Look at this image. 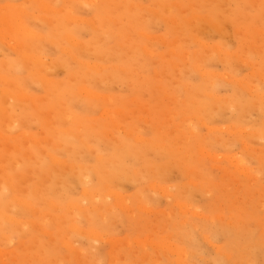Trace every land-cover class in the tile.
Returning a JSON list of instances; mask_svg holds the SVG:
<instances>
[{
  "label": "rangeland",
  "instance_id": "rangeland-1",
  "mask_svg": "<svg viewBox=\"0 0 264 264\" xmlns=\"http://www.w3.org/2000/svg\"><path fill=\"white\" fill-rule=\"evenodd\" d=\"M0 22V264H264V0Z\"/></svg>",
  "mask_w": 264,
  "mask_h": 264
},
{
  "label": "bare ground",
  "instance_id": "bare-ground-1",
  "mask_svg": "<svg viewBox=\"0 0 264 264\" xmlns=\"http://www.w3.org/2000/svg\"><path fill=\"white\" fill-rule=\"evenodd\" d=\"M43 4V3H42ZM49 6V5H48ZM47 5H46V8L48 7ZM126 6V5H125ZM121 7V6H120ZM45 8V7H44ZM53 8V7H52ZM48 9H49V7H48ZM48 9H47V11H48ZM93 9V8H92ZM62 11V10H61ZM18 12V11H17ZM53 12V11H52ZM7 13V12H6ZM19 13V12H18ZM20 13H23L22 11L20 12ZM25 13V12H24ZM17 16V17H16ZM16 16H14V17H16V18H10V17H8V16H5V18L4 19H2V22L3 21H5V24L7 25V28L9 29V32H11L10 30H12L13 32H14V29H13V26H12V29H11V25L13 24L14 26H19L20 25V32H22V34H21V36L23 35V40L20 42V44H18V45H16V47H15V45H13L12 47L13 48H16L15 50L16 51H18L19 49H22L23 51H25V52H28L27 50V48H28V40H27V38H31L33 35L31 34L32 33V31H29L26 27H24L23 25H21V22H22V20H19V17H20V15H16ZM69 17V16H68ZM136 17V16H135ZM18 21H20V24L18 25ZM2 22H0V23H2ZM3 24V23H2ZM2 24H1V27H2ZM96 24V23H95ZM23 26V27H22ZM56 26V25H55ZM22 27V28H21ZM18 28V27H17ZM17 28H16V30H17ZM0 30H1V28H0ZM31 32V33H29V32ZM13 32H11V33H13ZM0 34H4V37L2 38V39H4L5 38V32H3V33H1V31H0ZM14 34V33H13ZM35 35V37H36V34H34ZM39 36V35H38ZM42 36V35H41ZM43 37V36H42ZM41 37V38H42ZM45 38V37H44ZM1 39V38H0ZM68 39L70 40V38L68 37ZM73 41H74V39H72ZM72 40H71V42H72ZM2 41V40H1ZM11 41H13V38L11 39ZM15 42V41H14ZM77 44V43H76ZM81 44V43H80ZM11 45V44H10ZM84 45V44H83ZM63 50H65V49H63ZM68 50V49H67ZM66 51V50H65ZM69 52V51H68ZM18 53V52H17ZM26 56V55H25ZM45 59V58H44ZM34 60H35V58H34ZM43 60V59H42ZM7 101V100H6ZM3 111V110H2ZM5 115V114H4ZM50 117V116H49ZM7 119H9L8 117H7ZM6 121V120H5ZM4 121V122H5ZM11 122V121H10ZM12 126V125H11ZM121 128V127H120ZM177 129V128H176ZM131 134V133H130ZM129 136V135H128ZM139 139V138H138ZM137 139V140H138ZM139 141V140H138ZM9 145V144H8ZM7 145V146H8ZM6 148V147H5ZM7 149V148H6ZM15 150H17L16 148H15ZM6 154H8V156H10V155H12L13 154V151H8V150H6V152H5ZM7 157V156H6ZM8 158V157H7ZM12 160V159H11ZM11 162V161H10ZM7 163H8V161H7ZM10 166V165H9ZM3 170H4V168H3ZM42 176H44V175H42ZM9 180V179H8ZM48 180H50V179H48ZM47 180V181H48ZM0 183H2V182H0ZM9 184H10V181L8 182ZM7 183V184H8ZM24 183V182H23ZM31 183V182H30ZM29 184V183H28ZM12 185V184H11ZM10 185V186H11ZM27 185V184H26ZM42 185H44V184H42ZM15 192V191H14ZM14 192H12V193H14ZM17 193V192H16ZM26 193V192H25ZM46 197V196H45ZM48 197V196H47ZM181 208H182V206H181ZM180 208V211L182 210ZM12 214V213H11ZM1 215V214H0ZM2 218V217H1ZM0 218V219H1ZM8 218V217H7ZM4 220V219H3ZM2 220V221H3ZM16 221H17V219H16ZM18 222V221H17ZM4 223H6V222H4ZM31 223H34V222H31ZM16 226H17V224H16ZM1 227V226H0ZM19 227V226H18ZM21 228V227H20ZM20 231V230H19ZM40 232V231H39ZM93 232H95L94 230H93ZM92 232V233H93ZM11 233V232H10ZM15 233V232H14ZM46 233H48V232H46ZM89 233H91V232H89ZM13 234V233H12ZM94 234V233H93ZM7 236H8V234H7ZM10 238V237H9ZM11 239V238H10ZM9 239V240H10ZM146 241V240H145ZM149 241V240H148ZM145 243V242H144ZM199 243V242H198ZM196 244V243H195ZM182 246V245H181ZM200 246V245H199ZM116 247V246H115ZM173 247V246H172ZM181 248V247H180ZM197 249V248H196ZM204 249V248H203ZM114 250H116V249H114ZM163 250H165V248L163 249ZM111 251V250H110ZM194 251V250H193ZM170 252H172V251H170ZM173 253H175V252H173ZM116 254V253H115ZM186 254V253H185ZM191 254H193V253H191ZM148 255V254H147ZM177 255V254H176ZM189 255V254H188ZM112 256V255H111ZM206 256V255H205ZM223 256V255H222ZM146 257V256H145ZM184 257V256H183ZM188 257V256H187ZM220 257V256H219ZM171 258V257H170ZM169 258V259H170ZM182 258V256L180 257V260H183V259H181ZM227 258V257H226ZM113 259V258H112ZM147 259V258H146ZM145 259V260H146ZM153 259V258H152ZM160 259V258H159ZM220 259V258H219ZM218 259V260H219ZM115 260V259H114ZM144 260V259H143ZM117 261V260H116ZM149 261V260H148ZM210 261V260H209ZM216 261H217V259H216ZM118 262V261H117ZM185 262V261H184ZM191 262V261H190ZM179 263H180V261H179ZM218 263V262H217ZM18 264V263H17ZM151 264V263H150ZM188 264H190V263H188ZM195 264V263H194ZM213 264V263H212ZM223 264V263H222Z\"/></svg>",
  "mask_w": 264,
  "mask_h": 264
}]
</instances>
